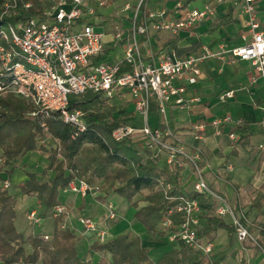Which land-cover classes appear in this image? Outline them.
<instances>
[{"label": "built area", "instance_id": "2783aa9c", "mask_svg": "<svg viewBox=\"0 0 264 264\" xmlns=\"http://www.w3.org/2000/svg\"><path fill=\"white\" fill-rule=\"evenodd\" d=\"M143 3L144 0H138L133 7L124 4L122 11H130L129 21L124 24V19L118 16V20L111 22L110 28H104L103 32L94 30L97 23L92 18L111 7L113 0H53L42 16L0 24V94L12 92L26 99L34 109L33 116L46 118L56 111L62 122L74 124L79 131L85 129V121L81 111L69 110V97L72 95L90 90L132 105L128 122L116 127L112 137L128 139L137 147L159 155L162 167L167 171L172 165H177L181 168V180L189 184L185 188L210 197L215 215L233 226L236 240L256 244L248 229L245 213L236 210L226 196L211 189L206 182L201 166V149L188 147L169 129L151 126L149 118L155 112L158 121L166 124L170 108L189 110L199 104L198 95L187 98L184 94L187 85L197 82L200 65L209 59L247 61L254 71L251 82L259 79L264 84V29L256 16V0H205L200 8H188L179 0L170 10H142ZM227 3L239 6L245 16L246 33L240 36L243 40L241 45L227 47L219 44L218 50L204 45L195 53L180 58L167 47L158 54L157 62L151 50L143 53L140 38L146 41L159 32L168 33L170 37L179 36L182 32L190 33L196 25L213 21L218 8ZM28 7L29 3L5 0L2 16L17 17ZM108 42H112L115 49L120 44L122 56L114 54L107 61L94 62ZM124 65L128 68L122 70ZM233 97L234 91L228 89L218 95V100L227 103ZM261 110L264 114V105ZM242 126V119L225 114L209 121L195 122L190 134L197 141L225 135L231 142H236V130ZM259 126L264 130V115ZM257 148L264 151V142ZM228 168L231 169L230 166ZM160 184L165 193L172 188L170 183L160 181ZM1 186L9 188V180L4 179ZM66 190L85 196L96 188L78 180L70 182ZM167 198L175 202L168 214L178 213L182 219L174 223L171 217L164 216L159 229L166 233L169 241H180L199 250L212 264V242H202L197 237L202 211L198 202L182 195ZM105 208L107 218H115L113 204L108 202ZM62 212L64 207L57 205L51 215ZM27 220L36 224L40 216L31 210L27 213ZM79 223L101 243L110 237L100 222L89 217H80ZM43 237L48 239L46 234Z\"/></svg>", "mask_w": 264, "mask_h": 264}, {"label": "trees", "instance_id": "16d2710c", "mask_svg": "<svg viewBox=\"0 0 264 264\" xmlns=\"http://www.w3.org/2000/svg\"><path fill=\"white\" fill-rule=\"evenodd\" d=\"M4 1L0 0V24L42 16L45 8L44 0H19L20 4L29 3V7L17 17H6L2 16ZM230 14L227 12L212 23L210 31L229 21ZM178 41L176 36L165 39L161 49L170 47L180 58L195 53L200 47L198 42L180 47ZM113 52L114 48H105L94 62L107 61ZM127 68L124 65L122 70ZM109 100L102 93L90 90L69 97V110H79L83 114L85 129L79 131L74 124L62 122L56 111L46 118L33 116L34 109L26 99L12 92L0 94V264H93L81 259L75 234L62 226L65 212L52 217L50 234L37 231L26 235L17 229V198L9 192L10 188H2L1 182L9 179L16 160L33 152L45 156V166L40 177L35 172L25 171L26 179L19 185V192L35 197L50 214L60 205L58 192L67 189L72 181L83 180L96 188L99 193L96 198L103 202L111 192L131 200L146 190V205L138 207L136 201L133 204L136 207L134 216L145 227L149 239L166 236L158 227L164 216L171 217L174 223L181 221L178 213L168 214L175 202L167 196L179 195L196 200L202 210L198 238L211 239L219 228L225 229L230 236L234 234L233 226L215 215L208 195L185 188L189 184L181 180V168L172 165L167 171L160 164L159 155L137 147L128 139L112 137L116 127L128 122L130 111L127 108L119 110L116 105L107 106ZM50 141L55 144L51 145ZM23 166L18 167L23 169ZM44 176L47 178L42 179ZM160 181L170 183L172 188L165 193ZM252 205L258 209L264 206V191L255 192ZM247 226L250 232L257 230L256 244L264 250V222L252 221ZM45 234L48 239H44ZM88 249L99 255L96 264H209L199 250L180 241L177 247L154 262L139 236L131 233L110 236L102 243L94 237Z\"/></svg>", "mask_w": 264, "mask_h": 264}, {"label": "crops", "instance_id": "0c3cea01", "mask_svg": "<svg viewBox=\"0 0 264 264\" xmlns=\"http://www.w3.org/2000/svg\"><path fill=\"white\" fill-rule=\"evenodd\" d=\"M176 1L179 0H144L142 10H156L161 8L170 10L174 7ZM180 1L183 4L187 2L186 6L188 8H195L190 7V4L196 0ZM126 3L131 5V2L127 0H124L122 5L117 4L116 0H113L112 6L101 10L96 18H92V21H96L97 26L109 29L111 26L110 23L117 21L118 16H121V18L124 19V24H126L130 16V11H122ZM204 3L205 0H202L201 5L196 8H200ZM131 6L133 7V5ZM255 8L261 28L264 29V0H256ZM227 12H231L229 21L211 32V24L219 21ZM245 33V16L242 14L240 7H233L227 3L218 8V14L213 21L208 20L196 25L190 33L182 32L176 37L179 38L177 45L180 47H186L194 42H198L200 46L206 45L211 50H218L219 44H224L227 47L241 45L243 40L240 36ZM168 38H170V36L168 33L164 32H159L146 41L140 38L143 53L146 52V50H151L154 60L157 62L156 58L158 54L163 51L161 49L162 42ZM109 39L111 40L110 37H107V40ZM188 39H192V41L189 42ZM237 41L239 44H235ZM105 47L111 48L112 42H108ZM115 50L114 48L112 55L115 54ZM121 54H115V56L121 57ZM253 73V68L247 61L235 60L223 62L218 59L206 60L200 65V75L197 82L194 85H187L184 94L187 98L192 95H198L200 97L199 104L191 107L189 110L170 108V110L177 109L184 111V115L178 119L179 122L175 124L174 131L172 132H174L178 140L188 147H197L201 149V166L206 182L211 189L223 194L229 201L233 195L232 190L234 189L232 184L234 182V184H244L248 179L253 178L254 192L257 190L264 191V151L258 150L257 148L259 143L264 142V130L259 126V121L262 115H264L261 110L262 105H264V84H262L259 79L255 83H252L251 77ZM228 89L234 91V97L227 103H221L218 100V95L222 91ZM126 107L128 110L130 105H126ZM238 109L241 111L240 113H238ZM225 114L238 117L244 122V126L238 127L236 130L238 134V140L236 142H231L225 135L220 137L209 136L202 141H197L192 138L190 128L195 122L199 120L209 121L215 116H222ZM256 136L258 139L254 141L253 138ZM229 166L231 167L230 170L228 168ZM18 171L13 170L11 175H16ZM14 177L15 181L18 183L19 190V185L22 184L26 177L20 174V172L17 174V177ZM72 193L74 194V198L71 202L67 204L60 203V205L64 207L65 212L62 226L69 228L75 234L81 259L84 261L89 260L93 264H96L99 255L88 249L94 238L93 233L84 230L83 226L79 223V218L86 216L95 222L103 218L101 220L104 221L108 219L105 205L108 202L113 204V202L107 197H105L104 202L99 201L96 198L99 193L96 191L87 193L85 196H81L79 193ZM20 199L23 202L28 199V196H21ZM92 200L100 202V207L103 209L102 214H98L95 211V214L98 215L93 217L90 215L94 209ZM19 205L21 206L17 200V206ZM113 206L117 215L115 205L113 204ZM31 210H35L40 216V221L36 223L38 225L37 230L33 227L35 224H31L27 220V213ZM243 212L248 219V223L252 221L264 222V206L258 209L252 205V200L251 203L245 207ZM20 213L21 221H18ZM52 217L53 216L47 210H44V207H42L40 203L37 204L36 207L26 208L24 211L20 212L18 208H16V227L26 235L37 231L50 234L53 227ZM100 224L110 232L107 223L104 225L103 222H100ZM250 233L256 239L257 230ZM132 235L136 234L132 233ZM200 239L202 242L211 241L213 244L211 253L212 264H229L230 262H235L237 264H264V250L260 249L254 242L237 241L235 235L233 234L230 236L225 229H217L213 233L211 239L207 237H202ZM141 243L146 248H149L150 245L164 243L170 244L171 249L177 247V242L169 241L167 236L161 238L157 237L156 239L147 238V240H142ZM165 252L168 251L149 256L155 262Z\"/></svg>", "mask_w": 264, "mask_h": 264}, {"label": "rangeland", "instance_id": "374dc122", "mask_svg": "<svg viewBox=\"0 0 264 264\" xmlns=\"http://www.w3.org/2000/svg\"><path fill=\"white\" fill-rule=\"evenodd\" d=\"M53 0H44V4H45V8L44 10L47 8V6L52 2ZM129 2H131L130 4L135 6L137 1L136 0H127ZM117 4L122 5V3L124 2V0H116ZM136 2V3H135ZM202 3V0H196L194 2H192L190 4V7H199ZM7 24H4V27H6ZM94 30L96 32H103L104 28L102 26H95ZM189 42L192 41V39H188ZM235 44H239V42L237 41ZM115 54L119 55L121 54V46L120 44L117 46L116 50H115ZM107 106H112V105H116L117 108H119V110H122L123 108H127L126 102H120V100L117 97H113L109 100V102L106 104ZM107 108L104 107V110H106ZM133 106L130 105L129 107V111H132ZM238 113H240L241 111L238 109ZM184 111L181 110H167V123L165 124L163 121H158V116L157 114H154L155 112H152L149 116L150 118V123L151 126H159L160 129H169L170 131H174V127L175 124L178 123V119L180 117H182ZM217 112V111H215ZM234 118H238L233 116ZM138 125V122H137ZM256 139H258V137H254L253 140L256 141ZM51 145H54L55 143L50 141ZM45 156L41 155L39 152H33V153H27L26 155H24L23 157L19 158L18 160H16V162L14 163L15 168L14 170L18 171L16 173V175H11L9 180L10 183V189L9 192L12 193L14 196L17 197V200L19 201V204H21V206H16V208H18L19 212L20 211H24V209L26 208H31V207H36L37 204H39V201L35 198V197H28L27 200L25 201H21V196H25L23 194H21L18 190V183L15 181V177H17V174L20 172V174H22L23 176H25V171H31V172H35L39 177L41 176V170L44 168L45 166ZM160 164H162L160 162ZM20 165H24L23 169H20L18 166ZM17 166V167H16ZM3 176V175H2ZM204 176V173H203ZM47 177L44 176L42 177V179H46ZM205 178V176H204ZM101 181L98 180L96 183H100ZM235 183V182H234ZM232 184V187L234 190H232L233 195L232 198H230V203L232 204V206L235 207L236 210L238 211H244L245 207L251 203V200L254 198V187H253V183L254 180L253 178H250L246 181V183L244 184ZM148 194V192L146 190H143L140 194L135 195L134 198H132L131 200H128L125 196L119 194L118 192H111L110 194L107 195V198L109 200H111L113 202V204L115 205V208L117 210V215L116 218L113 220H101L103 218H101L99 221L97 222H103L104 225L107 223V226H109V230H110V235L111 236H116V235H120V234H126V233H134L136 235H139L140 240H147V234H146V230L145 227L143 226L142 223H140L134 216V213L136 211V207L134 206L133 202L136 201V203L138 204V207L144 206L146 205V201H145V196ZM74 198V194L71 191L68 190H60L58 192V201L59 203L62 204H67L69 202H71ZM92 202L94 203V209L92 211V213L90 214L92 217L96 216L98 214H102L103 213V209L100 207L101 204L100 202H98L97 200H92ZM43 207V206H42ZM98 207V208H96ZM39 211V210H38ZM95 211L98 214H95ZM21 213L19 214V219L18 221H21V217H20ZM23 216V215H22ZM108 220V221H107ZM94 221V220H93ZM24 222V221H23ZM109 222V224H108ZM36 230L38 228V225L35 224L33 226ZM20 228V227H19ZM21 229V228H20ZM148 249V253L149 255H158L161 252L164 251H169L171 249V245L168 243H164V244H157V245H150Z\"/></svg>", "mask_w": 264, "mask_h": 264}]
</instances>
